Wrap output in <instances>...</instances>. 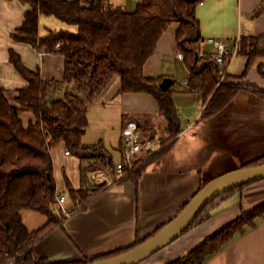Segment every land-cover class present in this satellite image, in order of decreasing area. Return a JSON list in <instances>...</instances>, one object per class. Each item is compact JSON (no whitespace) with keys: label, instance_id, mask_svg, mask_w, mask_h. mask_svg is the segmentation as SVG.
<instances>
[{"label":"crops","instance_id":"obj_1","mask_svg":"<svg viewBox=\"0 0 264 264\" xmlns=\"http://www.w3.org/2000/svg\"><path fill=\"white\" fill-rule=\"evenodd\" d=\"M26 10L27 6L17 0H0V89L12 104L17 90L26 81L9 62L10 50L19 55L26 68L38 71L43 80L59 83L63 78L64 57L58 50L48 51L44 46L33 47L12 39L11 34L21 26ZM195 14L199 21L200 51L213 53L215 48L206 39H217L231 53L235 51L225 66L230 80L264 89V76L259 73V68L264 72V56L253 60L243 78H234L241 76L247 61V57L236 53L240 37L264 36V0H203L196 6ZM56 27L73 30L64 22ZM176 28L177 24L171 23L158 38L143 65L144 76L160 80L169 77L185 84L188 69L178 57ZM38 34L41 35L39 27ZM119 87L120 78L114 76L89 104L88 124L81 137L85 144L101 141L113 163L122 159L121 130L126 121L135 120L146 132L159 134L164 124L150 94L120 92ZM172 100L180 132L168 151L145 168L136 184L121 181V175L115 178L112 171L91 173L94 188L101 187L100 193L92 196L84 209L66 216L61 228L52 230L37 243L41 257L69 261L127 247L174 218L210 179L264 153V100L259 96L240 90L222 110L203 119H199L204 106L200 91H174ZM20 117L24 126L33 120L26 110ZM65 151L64 144L58 143L50 155L55 193L65 195L64 208L69 210L72 201L68 188L76 190L81 185L80 160ZM263 202L264 179L245 184L219 200L208 218L137 264H164L183 256L242 211ZM21 219L29 231L46 222L44 214L31 210H22ZM204 264H264V215L257 217L254 225L243 233L235 234Z\"/></svg>","mask_w":264,"mask_h":264},{"label":"trees","instance_id":"obj_2","mask_svg":"<svg viewBox=\"0 0 264 264\" xmlns=\"http://www.w3.org/2000/svg\"><path fill=\"white\" fill-rule=\"evenodd\" d=\"M17 1L26 5L27 10L21 26L11 34L12 39L33 47L44 46L48 51L58 43V51L64 57V69L61 82L45 81L38 71L26 68L17 53L9 51V62L26 84L17 90L15 104L10 103L5 91L0 89V264H88L125 252L150 235L127 247L91 258L55 261L41 257L37 251V243L52 230L61 228L66 219L53 199L55 182L51 149L63 143L66 150L80 160L81 185L76 190L68 188L72 201L71 209L67 210L69 214L84 209L90 198L100 193L101 187L94 188L91 173L114 168L112 156L101 141L85 144L81 140L88 124L89 104L114 76L120 78V92H145L157 102L164 121L160 131L163 147L138 156L130 168L123 169L120 177L121 181L136 184L145 168L168 151L180 132L172 100L174 91H200L204 106L199 119H203L222 110L240 90L264 100V89L233 82L227 72L224 79L219 80L217 66L210 54L203 53L202 60H198L200 35L195 9L203 0H136L132 11L113 0ZM40 15L53 16L72 26L73 30L46 28L45 33L39 35ZM171 23L177 24L175 38L188 76L184 85L172 81L169 89L162 90L159 87L161 80L144 76L142 69L158 38ZM236 53L247 57L243 73L234 77L243 78L253 60L264 56V36L240 37ZM259 73L264 76L261 68ZM23 110L33 115L27 126L20 117ZM261 163H264V153L240 167ZM242 186L208 201L185 231L208 218L209 211L219 200ZM22 210L44 214L45 224L29 231L21 219ZM263 215L264 202L242 211L185 255L164 264H204L235 234L252 227L255 219Z\"/></svg>","mask_w":264,"mask_h":264},{"label":"water","instance_id":"obj_3","mask_svg":"<svg viewBox=\"0 0 264 264\" xmlns=\"http://www.w3.org/2000/svg\"><path fill=\"white\" fill-rule=\"evenodd\" d=\"M171 83L172 79L165 77L160 81L159 87L162 90H167ZM260 179H264V163L240 167L217 175L202 186L174 218L139 245L120 254L98 259L88 264H137L179 237L208 201L227 190Z\"/></svg>","mask_w":264,"mask_h":264},{"label":"built area","instance_id":"obj_4","mask_svg":"<svg viewBox=\"0 0 264 264\" xmlns=\"http://www.w3.org/2000/svg\"><path fill=\"white\" fill-rule=\"evenodd\" d=\"M206 42L211 44L215 51L210 54V58L214 61L217 66V71L220 77L224 76L226 72L225 66L227 64L228 58L231 54H234L227 50V48L217 39H206ZM59 44L57 43L54 46V50H58ZM200 54H203L200 51ZM179 58H182V55H178ZM221 80V79H219ZM121 155L122 159L114 163V168L112 172L117 176L122 174V171L125 167H131L132 162L141 154L156 152L163 147L162 139L159 133H149L146 132L140 123L135 120H128L124 123L121 130ZM65 154H69L68 151H65ZM96 179V178H95ZM53 199L57 207L68 216L69 213L64 208L65 195L61 193H54Z\"/></svg>","mask_w":264,"mask_h":264},{"label":"rangeland","instance_id":"obj_5","mask_svg":"<svg viewBox=\"0 0 264 264\" xmlns=\"http://www.w3.org/2000/svg\"><path fill=\"white\" fill-rule=\"evenodd\" d=\"M116 1L113 0L112 2H115L118 5L121 4L128 11H132V10L135 9L136 0H126V3H124V1H123V3H120L121 2L120 0H116ZM58 23L62 24L63 22H61L59 19H57V18H55L53 16H41L40 22L38 23V27H39V31H40L41 35H43L45 33L46 28H50V29H53V30H58V29H54V28H57L56 25ZM203 57H204V54H200V52H199L198 53V60L201 61ZM181 77H178L177 80H180L179 78H181ZM219 79H224V76L220 77Z\"/></svg>","mask_w":264,"mask_h":264}]
</instances>
